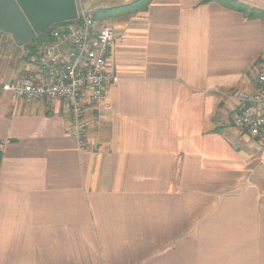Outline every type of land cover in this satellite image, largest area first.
Wrapping results in <instances>:
<instances>
[{"label": "crops", "instance_id": "0c3cea01", "mask_svg": "<svg viewBox=\"0 0 264 264\" xmlns=\"http://www.w3.org/2000/svg\"><path fill=\"white\" fill-rule=\"evenodd\" d=\"M135 1L76 0L114 27L119 77L84 147L63 102L2 89L57 23L25 45L0 28L20 54L0 68V264H264V143L232 124L264 0Z\"/></svg>", "mask_w": 264, "mask_h": 264}, {"label": "built area", "instance_id": "2783aa9c", "mask_svg": "<svg viewBox=\"0 0 264 264\" xmlns=\"http://www.w3.org/2000/svg\"><path fill=\"white\" fill-rule=\"evenodd\" d=\"M114 36L112 25L98 26L92 11L82 8L76 20L57 23L42 41L25 45L24 57L36 70L2 89L30 102H63L68 133L84 147L88 111L111 107L110 89L119 79L109 64ZM235 96L241 106L232 124L264 143V63L257 69V88Z\"/></svg>", "mask_w": 264, "mask_h": 264}, {"label": "water", "instance_id": "95a60500", "mask_svg": "<svg viewBox=\"0 0 264 264\" xmlns=\"http://www.w3.org/2000/svg\"><path fill=\"white\" fill-rule=\"evenodd\" d=\"M78 18L76 0H0V28L22 45L52 25Z\"/></svg>", "mask_w": 264, "mask_h": 264}, {"label": "rangeland", "instance_id": "374dc122", "mask_svg": "<svg viewBox=\"0 0 264 264\" xmlns=\"http://www.w3.org/2000/svg\"><path fill=\"white\" fill-rule=\"evenodd\" d=\"M79 3H80V0H79ZM85 6H87L85 8H87L89 10L91 9L90 5L86 4ZM7 55H8L7 50H5L3 44H0V68L4 65L5 61H8V65H10V63H12V61L18 60L20 54L14 55L12 52L10 55H8V56ZM5 56H7L9 58H4Z\"/></svg>", "mask_w": 264, "mask_h": 264}, {"label": "trees", "instance_id": "16d2710c", "mask_svg": "<svg viewBox=\"0 0 264 264\" xmlns=\"http://www.w3.org/2000/svg\"><path fill=\"white\" fill-rule=\"evenodd\" d=\"M145 0H136L135 2H133L131 5H134V4H137V3H140V2H143ZM150 1V0H149ZM148 1V2H149ZM241 4H239L240 6ZM242 8V7H240ZM244 8V7H243ZM247 8V7H246ZM95 19H96V15H95ZM97 20V19H96ZM47 34H45L44 36H46ZM44 38L42 37L41 39H39L38 41H42ZM34 43V42H33ZM2 157H3V153H2V150H1V142H0V164H1V161H2Z\"/></svg>", "mask_w": 264, "mask_h": 264}]
</instances>
